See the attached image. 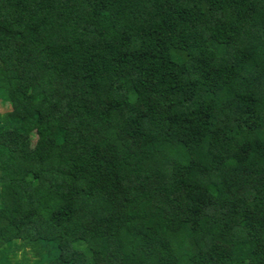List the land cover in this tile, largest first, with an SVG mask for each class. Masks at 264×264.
<instances>
[{
	"label": "trees",
	"instance_id": "trees-1",
	"mask_svg": "<svg viewBox=\"0 0 264 264\" xmlns=\"http://www.w3.org/2000/svg\"><path fill=\"white\" fill-rule=\"evenodd\" d=\"M0 264H264V0H0Z\"/></svg>",
	"mask_w": 264,
	"mask_h": 264
}]
</instances>
